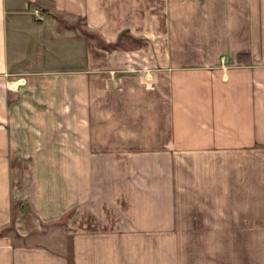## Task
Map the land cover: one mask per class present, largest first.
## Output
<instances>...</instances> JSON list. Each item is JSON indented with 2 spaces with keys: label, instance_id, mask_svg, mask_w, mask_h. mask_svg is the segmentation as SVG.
Returning a JSON list of instances; mask_svg holds the SVG:
<instances>
[{
  "label": "crops",
  "instance_id": "obj_1",
  "mask_svg": "<svg viewBox=\"0 0 264 264\" xmlns=\"http://www.w3.org/2000/svg\"><path fill=\"white\" fill-rule=\"evenodd\" d=\"M231 229L264 238V0H0V264Z\"/></svg>",
  "mask_w": 264,
  "mask_h": 264
},
{
  "label": "rangeland",
  "instance_id": "obj_2",
  "mask_svg": "<svg viewBox=\"0 0 264 264\" xmlns=\"http://www.w3.org/2000/svg\"><path fill=\"white\" fill-rule=\"evenodd\" d=\"M61 22L62 26L67 24L64 20ZM77 23L81 27L80 20L72 24L77 25ZM87 31L90 32L86 29ZM232 225L231 223V227ZM229 234L231 236L226 238H167L164 240L135 238L128 240V245L130 242L133 244L135 263L147 260V264H157L158 262L160 264H245L247 261L245 257L246 259L250 258L247 263L252 262V257H256L257 262L261 263V259L264 261V238L239 239L236 231H232V229ZM14 238L17 242L22 241L21 238H16L15 234ZM67 243L71 245V240ZM139 248H145L143 249L146 250L143 251L145 253L139 254L142 253ZM253 248H258L261 253L256 256L250 254L249 252H252ZM162 249L165 254L161 256ZM164 258L165 262L161 261Z\"/></svg>",
  "mask_w": 264,
  "mask_h": 264
},
{
  "label": "trees",
  "instance_id": "obj_3",
  "mask_svg": "<svg viewBox=\"0 0 264 264\" xmlns=\"http://www.w3.org/2000/svg\"><path fill=\"white\" fill-rule=\"evenodd\" d=\"M44 12H46V13H52V12H49L47 9H45ZM86 33L87 34H90L89 36L96 37L97 40H98V42H99V44L101 46L107 47V48L111 46V44H109L108 42H106L99 34H97L95 32H91V31L90 32L87 31ZM12 227H13V224H11L9 227L5 228V230L10 229ZM5 230H1L0 233L4 232Z\"/></svg>",
  "mask_w": 264,
  "mask_h": 264
},
{
  "label": "built area",
  "instance_id": "obj_4",
  "mask_svg": "<svg viewBox=\"0 0 264 264\" xmlns=\"http://www.w3.org/2000/svg\"><path fill=\"white\" fill-rule=\"evenodd\" d=\"M36 13H38V10H36Z\"/></svg>",
  "mask_w": 264,
  "mask_h": 264
}]
</instances>
